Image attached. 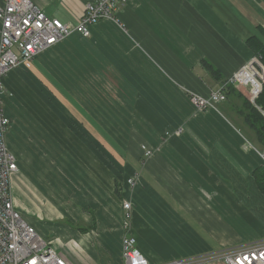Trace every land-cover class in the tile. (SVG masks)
Instances as JSON below:
<instances>
[{
	"label": "crops",
	"instance_id": "crops-1",
	"mask_svg": "<svg viewBox=\"0 0 264 264\" xmlns=\"http://www.w3.org/2000/svg\"><path fill=\"white\" fill-rule=\"evenodd\" d=\"M31 1L76 24L91 0ZM259 27L264 0H127L91 36L72 34L4 77L13 188L48 217L71 220L70 238L54 240L68 264H124L125 234L151 264L264 236L253 174L264 168L262 147L232 118L229 100L197 110L190 98L254 56L245 41ZM30 171L52 199L43 179L41 194L31 190Z\"/></svg>",
	"mask_w": 264,
	"mask_h": 264
},
{
	"label": "built area",
	"instance_id": "built-area-1",
	"mask_svg": "<svg viewBox=\"0 0 264 264\" xmlns=\"http://www.w3.org/2000/svg\"><path fill=\"white\" fill-rule=\"evenodd\" d=\"M127 0H91L76 24L49 17L31 0L0 2V264H68L63 249L54 240L43 238L35 226L26 221L14 201L13 178L18 172L16 155L7 147L5 136L10 119L5 113L4 77L13 69L27 64L40 53L72 34L91 36L93 26L103 19H114L118 7ZM264 69L253 56L242 64L226 82L207 96L191 94L197 110L215 108L226 100L224 87L231 83L244 92L252 103L262 90ZM146 156L151 151L142 146ZM264 160V149L259 152ZM130 183L132 179L128 180ZM130 203L123 202L129 210ZM121 256L124 264H151L136 247L133 235H123ZM225 264H264V236L248 243L222 248L208 257L181 258L165 264H191L206 260Z\"/></svg>",
	"mask_w": 264,
	"mask_h": 264
},
{
	"label": "trees",
	"instance_id": "trees-1",
	"mask_svg": "<svg viewBox=\"0 0 264 264\" xmlns=\"http://www.w3.org/2000/svg\"><path fill=\"white\" fill-rule=\"evenodd\" d=\"M256 34L250 35L246 38L247 46L252 50L255 57L259 58V61L264 69V30L262 27L258 28ZM204 64L209 68L213 75H218V71L207 61L202 60ZM227 79L222 80L226 82ZM227 106L230 108L229 111H233L236 115L242 118L243 123L251 130L252 138L254 141L264 149V82L262 90L252 103L249 97L241 93L240 89H237L233 84L227 83L224 87ZM238 100V104L233 102ZM226 101V100H225ZM224 101V102H225ZM255 183L259 190L264 194V168L258 167L253 172Z\"/></svg>",
	"mask_w": 264,
	"mask_h": 264
},
{
	"label": "rangeland",
	"instance_id": "rangeland-1",
	"mask_svg": "<svg viewBox=\"0 0 264 264\" xmlns=\"http://www.w3.org/2000/svg\"><path fill=\"white\" fill-rule=\"evenodd\" d=\"M241 93L244 94L243 91H241ZM5 97L6 96H4V98ZM232 118H235L236 120H239V116L238 115H233ZM240 129L246 135L252 137V132L245 125V123L240 122ZM35 161H36V158H35ZM20 162H21L22 165H25V164H23V162L21 160H20ZM24 168H25L26 178H28L27 167L25 166ZM18 171H19V165H18ZM35 173L36 172H34V174ZM18 174L17 173L15 174L13 180L16 178V176ZM30 174L33 177V174H32L31 171H30ZM42 179H41V177H39V176L35 177V175H34L33 180L30 179V182L28 181V183H30L29 185L31 187V190H35L37 193L39 192V194H41L40 191L38 190L39 186L41 185L40 187L44 190L45 196L49 197L50 199H52L51 198V194L49 192L53 188L47 187L46 184H45L44 178H42ZM41 180H42V182H41ZM40 182H41V184H40ZM35 183H37V185H35ZM20 188H21V185L20 186L18 185L16 187V189H14V201L17 204V207L20 210V212L22 214V217L26 221H28L30 224L35 226V228L38 231V233L43 238H45L46 240H55L56 237H59L60 240L61 239L68 240L66 238H70L68 236L71 235L72 230H75V226L71 225L70 222H69L71 220L68 219V218L57 217L56 215L54 217H52V218L48 217L44 213L43 206H41V204L38 203V201L34 202L32 196H25V198H24V196H22V192H21ZM25 199L28 202V204L23 207L22 203L25 202ZM28 208H31V209L32 208H36V209H38L39 213H42V218H40L39 215L36 214L35 212L32 213L31 211H28ZM49 214H51V213H49ZM67 232H69V233L67 235H65Z\"/></svg>",
	"mask_w": 264,
	"mask_h": 264
},
{
	"label": "bare ground",
	"instance_id": "bare-ground-1",
	"mask_svg": "<svg viewBox=\"0 0 264 264\" xmlns=\"http://www.w3.org/2000/svg\"><path fill=\"white\" fill-rule=\"evenodd\" d=\"M11 122V121H10ZM10 125V124H9Z\"/></svg>",
	"mask_w": 264,
	"mask_h": 264
}]
</instances>
